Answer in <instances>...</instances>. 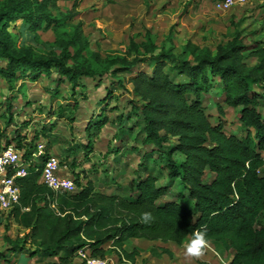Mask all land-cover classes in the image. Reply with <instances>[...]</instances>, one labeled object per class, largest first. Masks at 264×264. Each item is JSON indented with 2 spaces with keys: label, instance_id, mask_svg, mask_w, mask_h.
Segmentation results:
<instances>
[{
  "label": "trees",
  "instance_id": "obj_1",
  "mask_svg": "<svg viewBox=\"0 0 264 264\" xmlns=\"http://www.w3.org/2000/svg\"><path fill=\"white\" fill-rule=\"evenodd\" d=\"M58 2L0 1V61L4 63L0 77L10 91L19 78L34 82L40 74L49 78L57 74L72 90L84 92L82 79L102 86L105 99L84 128L86 143L64 150L63 159L71 163L72 171L79 154L83 162L91 163L93 140L109 124L116 127L114 139L120 145L108 148L103 157L111 153L124 170L129 164L124 159L136 154L137 165L130 186L116 181L123 174L118 167L112 178L103 170L106 187L114 185L117 193L101 192L89 180L82 185L79 177L73 179L76 191L67 193L39 183L43 159H36L24 177L15 179L19 200L9 211L25 232L9 242L0 261L28 254L29 260L54 257L61 264H74L76 252L83 248L101 259L119 253L134 260L136 251L122 249L132 239L181 246L196 231H203L207 243L232 252L228 264H264V228H256L258 216L264 213V36L246 44L235 29L228 41L211 48L190 40L176 43L172 27L162 40L145 28L142 35L129 36L123 53L101 56L89 52L78 21L71 32L64 31L62 40L53 42L54 51L46 57L16 48L15 39L23 31L67 29L80 14L81 0H70L71 8L65 10ZM114 90L128 95V110L110 120L105 112L117 110L108 107ZM213 92L219 99L214 105L217 116L204 102ZM10 102L11 98L0 115L5 126L14 122ZM223 108L236 111L243 135L225 131ZM70 109L66 115L68 109L58 107L57 117L71 123L77 103ZM29 122L24 121L20 130L15 128L13 137L0 132V151L13 145L28 162L39 134L52 138L49 124L34 129L26 142L20 131ZM51 143L48 140L44 146L47 155ZM172 190H177L174 198L169 197ZM145 212L152 214L147 223L142 220ZM160 253L173 258L167 249L161 248Z\"/></svg>",
  "mask_w": 264,
  "mask_h": 264
},
{
  "label": "rangeland",
  "instance_id": "obj_2",
  "mask_svg": "<svg viewBox=\"0 0 264 264\" xmlns=\"http://www.w3.org/2000/svg\"><path fill=\"white\" fill-rule=\"evenodd\" d=\"M1 1V0H0ZM107 1H110L107 2ZM215 0H81L78 11L80 14L67 24L68 28H51L47 31L36 30L34 32L23 31L20 39H15L16 48L22 47L40 57H46L54 51L53 42L61 37L65 30L71 32V27L76 25L78 21L82 22V33L86 39L89 52H95L101 56L107 54H120L127 47L130 35H142L144 29H152L158 40H162L172 27L175 33V42L190 40L199 46H208L213 48L218 43L226 42L230 39L231 34L236 29L240 32L243 41L247 44L252 39L262 38L264 36V0H247L242 5H234L226 11H215L213 8ZM61 10L70 9V0H59ZM19 24V23H17ZM14 35H18L16 30H11ZM255 33L251 36L249 34ZM141 41V37L136 39ZM58 53V51H56ZM88 56V53L86 54ZM4 63L0 61V65ZM15 83L14 91L7 89L4 80L0 77V115L5 113L8 99H12L13 106V124L5 126L2 118H0V132H6L9 136L14 134V127L21 129L24 119L29 120L30 125L27 128L28 135H32L34 129L39 130L42 126L51 123L53 127V136L48 139L39 134V140L45 145L51 140V151L53 156L59 159V174L63 178L73 181L79 177V182L84 185L86 181H91L96 189L105 193H117L118 190L114 185L106 187L105 180L107 176L104 169H107L108 177H115L116 167L120 169L121 174L117 178V182L122 186H130V180L134 178L132 171L136 168V154L124 159L128 162V167L124 170L113 160V155L109 157L103 156L107 153L108 148L120 145V142L114 139V130L110 126H104L101 134L93 140V151L90 155L91 163L83 162L81 154L79 157V167L74 171L70 168L69 161L63 159V151L72 145L86 143V137L83 133L84 128L89 119L94 114L99 113L101 103L105 99L102 86L95 87L90 79H82L84 84V92L81 88L72 90L69 82L60 80V76L54 74L50 78L45 74H40L38 80L33 84H24V78H19ZM102 82L108 84L107 79L103 78ZM83 88V87H82ZM84 93V95L82 94ZM57 94L55 98L52 96ZM114 98L109 100V108L116 107L114 112L107 111L105 114L108 119H113L121 111L128 110L126 100L128 95L122 94L120 90H114ZM215 92L205 100L207 110L211 115L217 116L218 112L215 104L219 99ZM73 102L77 103V109L73 116L74 121L66 118L57 117L58 107L67 108L70 115V107ZM29 105L30 108H26ZM60 109V108H59ZM264 116V109H262ZM6 118V117H5ZM222 118L225 122V131L228 134L237 136L243 135V131L236 119V111L234 109L223 108ZM32 123V124H31ZM22 132V131H20ZM13 137V136H12ZM38 140V141H39ZM39 141V142H40ZM126 143L124 142L123 145ZM131 144V143H130ZM264 159V152L262 153ZM131 161V162H130ZM94 166H91V164ZM103 167V168H102ZM107 167V168H106ZM79 175H76V174ZM209 180V178H206ZM177 190H172L169 197L174 198ZM164 201L166 199H163ZM168 200V199H167ZM256 228H264V213H261L256 222ZM25 230L18 227L9 216V211L0 209V253H5L9 242L21 238ZM191 239H188V244ZM173 245V244H172ZM187 246L182 249H175L178 255L169 258L159 257L158 260L149 262L144 258H135L131 264H228L232 252L224 250L207 243L199 256H193L187 253ZM28 248V247H26ZM30 249L34 248L30 246ZM9 262L0 261V264H61L57 258L50 257L39 262L38 258L29 260L28 254L18 256H8ZM121 258H125L119 253L108 254L103 259L107 260V264H123ZM81 264V260L76 257Z\"/></svg>",
  "mask_w": 264,
  "mask_h": 264
},
{
  "label": "built area",
  "instance_id": "obj_3",
  "mask_svg": "<svg viewBox=\"0 0 264 264\" xmlns=\"http://www.w3.org/2000/svg\"><path fill=\"white\" fill-rule=\"evenodd\" d=\"M247 0H215L214 8L217 11H226L234 5H242ZM44 144L37 142L35 151L31 159L26 162L22 158L23 152L18 151L13 145H8L0 151V209L10 211L14 206L18 205L19 189L15 183V179L24 177L27 169L34 160L42 157L41 174L39 183L46 186L53 192L73 193L76 191L72 180L63 178L59 174V159L52 154H46ZM264 162V161H263ZM264 168V165H263ZM76 257L81 260V264H106L104 259L93 257L87 248H83L76 252ZM124 261L123 258H121Z\"/></svg>",
  "mask_w": 264,
  "mask_h": 264
},
{
  "label": "crops",
  "instance_id": "obj_4",
  "mask_svg": "<svg viewBox=\"0 0 264 264\" xmlns=\"http://www.w3.org/2000/svg\"><path fill=\"white\" fill-rule=\"evenodd\" d=\"M214 8V6H213ZM215 11H217L215 8H214ZM224 12V11H223ZM20 82V81H18ZM36 81L32 82V81H27V80H24V84H33L35 83ZM21 83V82H20ZM26 108H30L29 105L26 106ZM25 121H29L27 119H24ZM32 124V123H31ZM51 124V123H50ZM30 125V123H29ZM28 125V126H29ZM105 126H110L111 128H113L114 130V134H115V131H116V127L113 126V125H105ZM44 127V126H42ZM16 127H14L15 129ZM28 128V127H27ZM27 128L25 131H22L21 133L23 135H25L26 137V142H29L30 139L32 138V135H28L27 133ZM6 134L8 135L7 131H6ZM114 134H113V137H114ZM51 135L53 136V131L51 132ZM51 136V137H52ZM40 137V136H39ZM47 137V136H45ZM49 137V136H48ZM40 141V140H39ZM3 142V140H2ZM17 150V149H16ZM19 151V150H18ZM51 151V150H50ZM21 152V151H20ZM49 154H52V152H49ZM53 155V154H52ZM109 157V156H108ZM35 161V160H34ZM79 167V164H77V168ZM122 168V167H121ZM120 171V170H119ZM105 193V192H104ZM114 193V192H113ZM116 193V192H115ZM109 194V193H107ZM188 239L190 238H187V240L181 245V246H177L171 242H168V243H161L159 241H153V242H149V241H145V240H142V239H132L130 240L126 245L123 246V251L126 252V253H130L132 251H136V255L134 257L135 258H138V257H141V258H144L145 260H148L149 262L153 261V260H158L159 257L161 258H164L166 257L165 254H161L160 253V249L163 248V249H167L170 253L173 254L174 257H176L178 255V253H176L175 249H182L184 248L185 245H188ZM173 244V245H172ZM35 259V258H33ZM33 259H31L30 261H32ZM48 259V258H46ZM124 261L121 260V262H123V264H131V262H133L134 260H127L125 258H123ZM106 261V264H107V260L104 259ZM39 262H43V260H40ZM77 264H79V261L76 260ZM152 264V263H151ZM168 264H172V263H168ZM174 264V263H173Z\"/></svg>",
  "mask_w": 264,
  "mask_h": 264
},
{
  "label": "clouds",
  "instance_id": "obj_5",
  "mask_svg": "<svg viewBox=\"0 0 264 264\" xmlns=\"http://www.w3.org/2000/svg\"><path fill=\"white\" fill-rule=\"evenodd\" d=\"M152 219L150 212H145L142 215L143 222L147 223ZM194 238L187 246V253L193 256H199L207 244L206 233L203 231H196L193 234Z\"/></svg>",
  "mask_w": 264,
  "mask_h": 264
}]
</instances>
